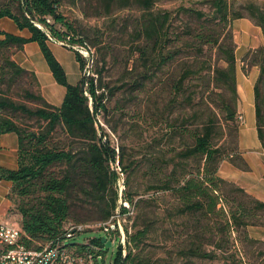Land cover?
<instances>
[{
    "label": "trees",
    "instance_id": "obj_1",
    "mask_svg": "<svg viewBox=\"0 0 264 264\" xmlns=\"http://www.w3.org/2000/svg\"><path fill=\"white\" fill-rule=\"evenodd\" d=\"M135 1L148 13L144 23L146 39L160 40L166 36L165 25L169 15L165 13L159 20L150 12L156 0ZM127 2L128 0H120L119 5L126 6ZM210 6L218 14L212 18V22H215L223 33L222 37L205 41L216 46L219 54L217 60L221 61L223 66L216 64L213 67L208 86H212L211 93L214 89L219 90L220 101L217 108L223 114V120L233 124L235 136L236 59L231 23L235 19L245 17L260 27L264 33V9L249 3L246 5L248 13L243 15L241 12L232 11L226 0H210ZM58 7L57 0H0V19L8 18L20 30L26 29L31 34L29 38H24L1 32L4 38L0 40V76L4 78L9 76L13 79L27 78L30 89L25 91V97L38 104L36 108H31L11 97L0 95V134L12 132L18 137L17 169L8 170L0 167V178L12 183L10 198L19 217L16 221L26 233V237L22 238L23 243L30 249H41L48 243L58 245L70 251L79 264H98L99 259L104 261L103 249L108 247L107 240H102L104 236L88 238L87 242L83 240L82 243L72 242L76 234L68 238L64 224L75 217L76 211L85 209L84 205H76V200L80 199L83 203L95 204L96 208L102 205L97 217L99 221L105 222L111 218L118 201V192L115 188L118 173L112 169L116 162L121 173L127 174L124 179L123 200L136 207L137 216L143 210L142 204L152 199L149 196L143 197L144 195L133 191L131 187V177L143 168L144 175L151 180L148 189L144 190L145 193L161 192L174 197L175 205L169 213L170 218L174 215L184 218L196 213L207 216L220 215L223 222L217 230L225 234L227 240L225 243L237 227L243 228L245 240L252 243L262 242L251 238L247 227H264V202L251 197L240 187L217 175L220 162L225 158H232L234 138L231 150L222 154L220 146L215 143L214 120L204 123L196 129L197 131H192L191 143L169 158L163 155L138 159L127 155L123 145L118 148L111 147L110 137L101 125L99 116L106 120L110 112L107 102L113 95L99 80L101 71L97 70L94 76L88 79L81 78L77 84L72 85L68 83L62 65L49 47V43H52L50 37L66 43L64 46L74 51L82 72L86 66L91 67L93 64V52L88 61L74 49L78 46L91 51L83 37L76 34L73 25L58 11ZM194 38L204 39L201 34ZM28 42L38 44L54 80L66 89L59 107L49 104L42 97L35 73L19 66L12 58V55ZM242 61L244 70L251 66H257L259 69L254 85V96L258 138L264 147V46L247 51ZM164 62L161 61V64ZM184 81L185 77H180L174 83L173 90L176 93L183 90ZM34 87L38 92L32 90ZM115 110H119V107ZM229 110L233 112L232 115L228 114ZM13 113L34 119L37 123L36 130L25 128L12 117ZM180 131V128L169 127L165 133L152 136L149 147L158 146L163 138L180 136L182 132ZM190 158L203 160L202 167L197 173L187 169L185 162ZM223 186L231 187V190L239 193L242 199L233 196L232 204L229 205L228 198L221 190ZM223 200H226L228 209H225L223 203L218 207ZM121 212L122 215L128 214L124 207H121ZM75 222L83 221L76 219ZM149 232V223L137 228L132 235H128L126 230L127 252L125 257H122L121 246L118 245L119 251L113 264H141L129 244L141 241ZM211 232L214 235L212 229ZM220 243L221 241L214 240L209 242L223 253L231 251L238 257V251L228 246L224 248ZM201 246L193 245L189 247L187 253L194 257L209 258L210 254L203 251ZM259 255L264 257V252ZM261 262L264 264V259ZM238 264H245L242 257H238Z\"/></svg>",
    "mask_w": 264,
    "mask_h": 264
},
{
    "label": "rangeland",
    "instance_id": "obj_2",
    "mask_svg": "<svg viewBox=\"0 0 264 264\" xmlns=\"http://www.w3.org/2000/svg\"><path fill=\"white\" fill-rule=\"evenodd\" d=\"M57 1L58 11L73 25L76 34L81 35L91 49L78 48L79 53L89 61L93 52V64L85 67L82 78L88 79L94 76L95 71L100 70L99 80L112 92L113 97L107 102L110 112L106 120L99 116L101 125L110 137L111 147L118 148L123 145L127 155L138 159L163 155L169 158L191 143L192 131H197L204 123L214 120L215 143L220 146L222 154L231 150L233 124L226 123L217 108L220 101L219 90L214 89L211 93L212 86H208L213 67L216 64L223 66L217 60L219 54L216 46L205 41L216 39L223 33L212 22V18L218 14L210 6V0H156L150 12L159 20L165 13L169 15L165 25L166 36L160 40L146 39L144 23L148 13L135 0H128L123 7L119 5L120 0ZM226 1L232 11L241 12L243 15H247L246 5L249 3L264 9V0ZM197 34H201L204 39L194 40ZM161 61H165L164 64ZM180 77H185L184 88L176 93L173 85ZM27 89H30L27 78L0 76V95L36 108L38 104L25 97ZM32 90L38 92L35 87ZM226 96L229 97V94ZM115 106L119 110H115ZM11 115L25 128L36 130L37 123L34 119L20 113ZM171 126L180 128L181 135L163 138L158 146L150 148L152 136L165 133ZM180 161L182 160H176ZM185 164L188 170L197 173L203 160L190 158ZM112 169L121 173L117 162L112 165ZM126 175L123 174L122 178L125 179ZM120 178L118 174L117 184ZM150 183L151 180L144 175L143 168L135 172L131 177L133 191L152 199L142 204L143 210L139 216L134 205H129V214L122 215L121 208L119 210V224L125 238L126 230L128 235H132L137 228L146 223L150 224L147 237L129 244L141 264H238V257H242L245 264H262L264 257H260L259 253L264 252V241L252 243L245 240L243 228L237 227L225 243V234L217 230L223 222L220 215L196 213L184 218L175 215L170 218L169 213L175 205L174 197L161 192L145 193L144 190L148 189ZM221 190L228 198L229 205L232 204L233 196L242 199L229 186H223ZM107 198L110 199V196ZM222 203L228 209L226 200L220 202L218 207ZM76 205H84L85 209L76 211L75 217L69 219L64 228L72 225L86 227L76 234L72 242L82 243L83 240L87 242L88 238L103 237L99 230L101 221L97 219L102 205L96 208L95 204L83 203L81 199L76 200ZM167 209L169 212H166ZM76 219L83 222L76 223ZM211 240L221 241L224 248L228 246L238 251V257L231 251L223 253L210 245ZM193 245H202V250L209 253L210 257L189 255L187 250ZM103 250L105 259H99L97 263L113 264L119 251L118 242L114 241ZM121 255L124 256L122 252Z\"/></svg>",
    "mask_w": 264,
    "mask_h": 264
},
{
    "label": "crops",
    "instance_id": "obj_3",
    "mask_svg": "<svg viewBox=\"0 0 264 264\" xmlns=\"http://www.w3.org/2000/svg\"><path fill=\"white\" fill-rule=\"evenodd\" d=\"M232 35L235 44L236 59L235 76L237 98L234 103L235 121L237 124L234 136V151L232 158L223 159L217 170V175L243 189L251 197L264 202V147L258 138L256 127V108L254 85L259 75L257 66L244 70L242 57L249 50L264 46V33L260 27L248 18H238L232 21ZM1 32L11 33L24 38L31 34L28 30H20L8 19H0V40L4 38ZM55 58L62 65L68 83L75 85L82 78L80 65L74 51L65 46L49 43ZM13 60L21 67L35 73L39 91L49 104L59 107L64 99L66 89L59 85L35 42H28L21 50L12 55ZM243 117V122L238 121ZM18 166V137L15 133L0 134V167L16 170ZM12 183L0 178V222L18 223V215L14 211V203L10 198ZM249 236L264 241V227L250 226Z\"/></svg>",
    "mask_w": 264,
    "mask_h": 264
},
{
    "label": "built area",
    "instance_id": "obj_4",
    "mask_svg": "<svg viewBox=\"0 0 264 264\" xmlns=\"http://www.w3.org/2000/svg\"><path fill=\"white\" fill-rule=\"evenodd\" d=\"M40 27V26H39ZM52 43L59 45H67L66 43L58 42L50 37ZM78 48L75 50L80 52ZM238 121L243 122V117L238 116ZM121 176V180H118L117 192H118V207L116 213L105 222L99 223V230L102 232L107 241L118 242L121 246V252L125 257L127 239L123 233L122 227L119 224V210L121 207L129 209V203L123 200L124 191V179L122 173H118ZM129 214V210H128ZM86 226L72 225L69 228H64L67 232V237H72L73 234H77L85 230ZM26 237L21 224L0 222V264H79L76 257L67 249L58 245H51L50 243L44 245L41 249H30L22 241V238Z\"/></svg>",
    "mask_w": 264,
    "mask_h": 264
},
{
    "label": "water",
    "instance_id": "obj_5",
    "mask_svg": "<svg viewBox=\"0 0 264 264\" xmlns=\"http://www.w3.org/2000/svg\"><path fill=\"white\" fill-rule=\"evenodd\" d=\"M228 114H229V115H232L233 112L229 110V111H228ZM102 240H103V241H106V237H103ZM107 245H108V247H110V246H111V242H110V241H107Z\"/></svg>",
    "mask_w": 264,
    "mask_h": 264
}]
</instances>
